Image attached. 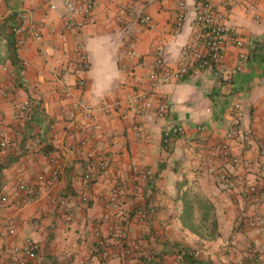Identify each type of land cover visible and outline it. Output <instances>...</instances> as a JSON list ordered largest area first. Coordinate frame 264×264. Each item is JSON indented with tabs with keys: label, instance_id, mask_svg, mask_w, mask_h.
<instances>
[{
	"label": "crops",
	"instance_id": "1",
	"mask_svg": "<svg viewBox=\"0 0 264 264\" xmlns=\"http://www.w3.org/2000/svg\"><path fill=\"white\" fill-rule=\"evenodd\" d=\"M49 1L62 7L63 0H0L7 16L0 26V87L11 88L7 97L0 95V264L13 263V247L26 238L38 244L36 264H175L180 254L184 264H242L252 245L264 264V223L246 225L249 217L264 216V0L231 2L220 76L201 71L163 83L153 94L152 53L162 48L167 62L179 65L183 46L196 35V0H96L95 21L79 30H65ZM179 1L185 19L176 30ZM224 1L231 0L215 3ZM18 11L28 23L44 24L41 42L29 28L23 33L21 51L10 29ZM144 15L150 16L147 24L140 22ZM232 28L245 39L244 61L230 42ZM131 39L134 55L123 67L122 49ZM79 50L87 57L82 70L75 60ZM23 59L28 65L19 78L2 68L20 69ZM237 64L242 68L233 75ZM66 85L72 99L91 105L90 113L71 108L72 99L62 94ZM144 92L147 99H135ZM159 96L172 105L163 117L155 112ZM234 102L251 136L242 149L225 138ZM21 104H27L25 112ZM169 123L183 131L165 146L162 128ZM224 147L241 162L226 164L220 157ZM101 161L108 174L100 173ZM56 163L61 170L52 183ZM139 171L150 176L141 179ZM88 173L90 181L84 178ZM20 183L36 188V197L25 201L29 193L18 189ZM250 185H257L255 199L249 198ZM114 191L117 206L110 209ZM185 203L192 205L188 220L201 224L198 232L183 225ZM141 209L148 219L137 222ZM96 231L107 257L97 247Z\"/></svg>",
	"mask_w": 264,
	"mask_h": 264
},
{
	"label": "built area",
	"instance_id": "2",
	"mask_svg": "<svg viewBox=\"0 0 264 264\" xmlns=\"http://www.w3.org/2000/svg\"><path fill=\"white\" fill-rule=\"evenodd\" d=\"M231 1H224L221 5L217 6L215 0H196L195 2V37L185 44L181 50L180 62L176 67H172L166 59L165 53L162 48L156 49L152 53V61L148 70V91L153 94L154 91L163 83L171 80H180L189 75H196L201 71H211L214 75L220 76L221 74V61L224 57V47L227 37V11L231 5ZM95 5L96 0H63L62 7H58L55 2L49 1L48 9L52 11L55 17L59 20H65L64 29L79 30L84 26L91 24L95 21ZM128 14L132 13L133 6H128ZM116 19L119 23H124V20L120 15H116ZM185 19V3L179 1L176 5V12L174 18V28L180 29ZM7 20L6 14L0 11V26ZM150 21L149 15H144L140 22L147 24ZM43 22L28 23V17L25 12L18 11L16 13V23L10 26L11 32L16 37L17 51L22 49V35L29 28L30 34L36 42L42 40ZM230 42L237 48V58L240 61H244L248 58L246 50V43L244 37L235 28L230 29ZM60 38L63 37V33L57 34ZM136 42L135 40H129L122 49L124 60L122 66L127 67L128 59L134 55ZM77 69H85L87 65V57L84 52L79 50L75 57ZM28 65V61L23 59L21 61L20 69H13L7 66H3V70L6 71L13 79L19 78ZM241 65L237 64L230 69L231 74H236L241 70ZM61 73L58 71L56 76L59 77ZM77 85L83 87L85 81L78 79ZM11 92L9 85L4 84L0 87V95L7 97ZM146 92V91H145ZM139 93L135 95V99H147L146 93ZM62 94L66 98L72 99V92L69 85H66L62 89ZM71 108L86 114L91 112V105L84 98H77L71 100ZM116 105V104H115ZM109 106V104H105ZM111 106V105H110ZM19 109L23 112L27 110V104H21ZM172 110V105L169 104L163 97L157 98L156 114L163 117ZM243 110L238 102H234L231 106V126L225 134L226 141L230 144L236 145L239 149L250 140V132L242 126ZM198 130H204L203 125L197 127ZM183 131L181 125L169 123L162 128V143L165 146L170 145V142L174 136L179 135ZM1 146H6V141H1ZM221 159L229 165H237L241 162L239 155H232L228 147H224L220 152ZM100 173L108 174V166L104 161L98 163ZM61 170V165L56 163L52 172L50 181L55 183L58 180V175ZM138 176L141 179H145L150 176L149 171H139ZM84 178L90 181L91 175L85 174ZM222 180L226 179V174L220 175ZM19 190L29 193L25 201H30L36 197L37 190L34 187L29 186L27 183H20L18 185ZM258 194L257 185H250L248 187V195L250 199H255ZM7 199L5 196L1 197V201L5 202ZM82 200L86 201L87 196H83ZM117 206V192L114 191L108 201V207L114 209ZM108 218V215H105ZM148 219V212L145 209H141L137 213V222H144ZM264 223V216L256 214L255 216L247 219L246 225L250 228L257 227ZM7 232L13 234L15 229L12 226L7 227ZM97 247L101 249V255L103 257L108 256L107 250L104 248V241L99 233L96 231ZM117 236L124 237L122 229L117 231ZM38 244L30 239L26 238L23 244L20 246H14L13 252L17 254L16 260L11 264H36ZM193 254L189 251L188 255ZM261 250L257 246H248L245 249V256L247 259L242 264H258ZM183 254H180L175 264H184Z\"/></svg>",
	"mask_w": 264,
	"mask_h": 264
},
{
	"label": "trees",
	"instance_id": "3",
	"mask_svg": "<svg viewBox=\"0 0 264 264\" xmlns=\"http://www.w3.org/2000/svg\"><path fill=\"white\" fill-rule=\"evenodd\" d=\"M191 207H192V205H190V204L188 205V203H185V206H184V209H183V212L185 214V218L182 217L183 225H185L186 227H188L192 231L198 232L201 224L200 223L199 224H195V223H192V222L189 221L190 220L189 217L193 213ZM186 217H187V219H186Z\"/></svg>",
	"mask_w": 264,
	"mask_h": 264
}]
</instances>
